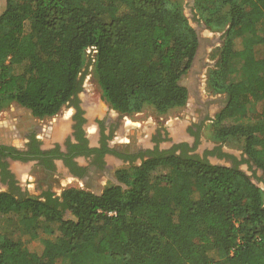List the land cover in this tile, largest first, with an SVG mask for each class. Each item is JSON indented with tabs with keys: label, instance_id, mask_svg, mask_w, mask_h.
<instances>
[{
	"label": "trees",
	"instance_id": "16d2710c",
	"mask_svg": "<svg viewBox=\"0 0 264 264\" xmlns=\"http://www.w3.org/2000/svg\"><path fill=\"white\" fill-rule=\"evenodd\" d=\"M194 6L208 28H226L208 82L227 98L209 129L217 143L240 142L242 159L221 145L194 152L203 124L189 129L193 147L161 149L168 132L158 129L155 148L138 153L110 148L115 128L105 134L103 122L100 146H89L84 135L78 94L90 47L103 97L121 115L187 104L181 80L200 39L179 0H7L0 13V111L16 102L45 119L71 102L78 123L67 151L42 149L35 136L27 151L0 149L9 148L15 160L38 159L46 172L61 158L79 178L86 174L75 160L80 155L93 156L101 168L107 153L128 163L115 172L121 184L111 182L102 193L70 186L60 197L51 188L31 195L9 169V190L0 192V264H264V192L240 168L247 163L254 176L264 173V57L242 40L248 30L264 42V0H195ZM232 58L243 60V75L230 66ZM208 155L233 163L215 164ZM174 179L181 184L172 203L148 198L153 183ZM27 220L34 223L29 235L21 230ZM35 240L40 248L30 249Z\"/></svg>",
	"mask_w": 264,
	"mask_h": 264
},
{
	"label": "rangeland",
	"instance_id": "374dc122",
	"mask_svg": "<svg viewBox=\"0 0 264 264\" xmlns=\"http://www.w3.org/2000/svg\"><path fill=\"white\" fill-rule=\"evenodd\" d=\"M108 0H106L107 2ZM183 7L186 16L188 17L191 25L195 28L199 39L200 45L199 50L193 63L191 70L183 76L181 82L183 84L192 82L194 92L200 96L203 100H207L210 104L219 103L218 109L212 110L210 106L198 107L194 109L195 114L199 117H203V128L201 135L203 136L202 141L200 140L197 151L202 155L201 152L202 142L206 143H217L210 137V125L215 115L221 110V106L224 105L227 95L225 93H215L209 86V72L215 67L220 55V49L222 48L225 41L226 28L213 29L208 28L207 25L199 18L195 10V0H179ZM7 6V0H0V13ZM104 8L103 6L100 7ZM261 29L264 30V22L261 24ZM243 43L249 47H252L257 58L264 57V42H260L259 38L255 37L250 31L246 30L244 37L242 38ZM243 60L239 58H232L230 66L234 68L239 74H244ZM195 76V77H194ZM82 77V90L78 94L80 103L85 111L88 113V123L86 124L87 131L93 130L96 125L97 119L107 120V124L115 122L116 127L114 131V141L117 145H127L135 150L138 147H146L150 145L152 135L156 133L158 129H163L168 132V140L162 142V147L171 146V120L176 122V126L180 129L183 128L184 122L189 121V118L193 115V102L192 95L189 96L188 102L185 106L173 108L167 112H160L152 105L145 106L142 111L134 113L132 115H121L119 112L114 110L107 100L103 97L101 87L97 81L94 73V59L92 58V52H87L85 64L81 73ZM195 78V82L193 80ZM188 81V82H187ZM205 108V109H204ZM71 110L69 104H66L61 111L53 117L45 119L36 118L32 111L20 104L13 102L9 106L5 107L0 111V142L9 143L4 137L3 132L5 129L1 123L9 121V118H13L16 121L14 128L15 139L9 144L19 148H22L27 140L29 133L33 132L37 137L44 142V146H50L58 140H63L70 133V121L65 125L67 117L66 113ZM71 112V113H72ZM128 121H131L128 123ZM206 122V123H205ZM2 127V128H1ZM98 132V127L96 128ZM174 131V130H173ZM90 137L93 138L94 133L88 132ZM200 135V136H201ZM98 136V134H97ZM96 138V137H95ZM1 139H3L1 141ZM221 143V142H219ZM222 149H228L232 151L231 154L240 155L243 154L241 143L236 140H230L221 143ZM233 163V161H232ZM124 164L111 162L109 167L111 172L117 168L122 167ZM12 168L14 169L20 185L24 190H28L31 195L42 196L43 192L51 188L52 191L59 195L62 191L69 186H80L81 183L70 181L71 177L64 175L61 171L58 173H47L38 165L31 162L20 163L13 162ZM240 168L249 174L255 183L260 186L264 192V173L262 170L257 171V176L253 175V171L249 168L247 163H242ZM104 172H98L96 177L93 179L94 187L93 191L96 193L101 192L103 187L109 185L112 179L108 178ZM99 182V185H98ZM193 182V181H192ZM181 181L174 179L171 183L155 182L150 186L148 192V198L151 200H162L168 203H172L180 187ZM98 186V187H97ZM81 187V186H80ZM70 217V213L66 214ZM2 222L5 226L8 225L9 219L2 218ZM32 220H27L22 223V233L29 235L33 226ZM8 230V229H7ZM41 231V229H39ZM9 232V231H8ZM40 237L43 239L48 237V234L41 232ZM41 246L40 241L35 240L29 244L30 249H39Z\"/></svg>",
	"mask_w": 264,
	"mask_h": 264
},
{
	"label": "flooded vegetation",
	"instance_id": "af4514ba",
	"mask_svg": "<svg viewBox=\"0 0 264 264\" xmlns=\"http://www.w3.org/2000/svg\"><path fill=\"white\" fill-rule=\"evenodd\" d=\"M68 104L70 105L71 109L74 110V112H72L71 110H69L66 113V115H65V117H67V120L65 121L66 122L65 125L68 124V122L70 121V133L63 140H58L55 143H53L52 145H50V146L47 147V146H44V142L41 141L37 137V135L35 133L31 132V133L28 134L27 140H26L24 146L22 148H19V147H17V148L19 150H21V151H27L28 148H29L28 144L31 141V137L32 136H35L37 139H39L41 141L40 142V146H41L42 149H52V148H55L57 145H60L61 151H67L68 150V147H69L68 140L70 138L72 140H75V137H74L75 136L74 135L75 128H74V126L78 123V119H77L78 108H77V106L74 103H71V102H69ZM80 107L83 110L82 116L86 120L83 123V126H82L83 131H84V135H85V137L89 141V146H91V147H98L101 144V138H102V125H101L102 122L106 126L105 134H109L110 131H111V129H114L116 127V123L115 122H110L109 124H107V120H104V119H100L99 120V119H97L95 121V123H96V125L98 127V132L99 133H96L97 132V129H96L97 127L95 125H93L94 126L93 130L91 129V130L87 131L86 124L88 123V113L82 107L81 103H80ZM190 126L191 127H194L193 129L195 131L197 129H199L195 125H190ZM190 126L186 129L185 133L183 132L182 134H180L179 137L176 136V135H173V133H171V146L170 147H162L160 145V148L161 149L162 148L163 149L172 148L174 145L181 144V143H188L189 146H191V147L195 146L196 135H192L191 132H189ZM201 131H202V129H201ZM88 132L94 133L93 134L94 135L93 136L94 139H92L90 137V135H89ZM97 134H98V136H97ZM113 138H114V135H113V137L111 139H108V146L110 148H114V149H116L118 151H124V152L125 151H128V152H132V153L133 152L134 153H138L141 150L142 151H145L146 149H153L156 146V142L153 141V135H152V138L150 140L151 143H150L149 146H146V147L145 146L144 147H138L135 150H132V148L130 146H127V145H122V146L117 145ZM0 146H7V147H9V146H13V145H9V143L0 142ZM218 146L219 145L214 144L211 148H206L203 151L202 155L207 150H215V149H217ZM197 149H198V146H197ZM197 149L194 152L199 153L197 151ZM212 156L213 157H215V156L218 157L217 155H208V158L210 159ZM219 158H223V157H219ZM93 159H94L93 156L92 157L91 156L90 157H87V156H84V155H80V156L75 157V160L80 165H83V166L86 167V174H85V176L83 178H79V177L73 175L70 172L69 167L65 164L64 160L61 159V158L60 159L58 158V159H54L53 160L55 162L56 169L55 170H48L47 173H49V172H51V173H58V171H61L64 175L71 177V180L70 181H75V182L81 183V185H80L81 188H86L87 186H89V188L93 191L94 190L93 188L96 187V185H94V183H93V179L96 177V174L98 172H104V174L106 173L107 176H108V178H110V179H112V177L113 178H116V176H115L116 170L119 169V168L124 167L128 163V162L124 161L121 157H119V156H117L115 154H112V153H107L105 155V157H104V167L103 168H101V165H100L99 162H95ZM15 161L20 162V163L31 162V163H34L35 165H38L37 164L38 163V159H36V160H29V161L15 160V159H12V158L9 157V148H5L3 150L0 149V192H2V191H8L9 190V169L15 175V178L18 181V184L20 185L19 179H18V177H17L14 169L12 168V163L15 162ZM111 162L121 163V164H124V166L117 167V168H115L111 172V168L109 167V165H110ZM137 162L140 163V159H138ZM38 166L41 167V165H38ZM41 169H43V167H41ZM103 177H106V176L104 175ZM4 178H5V180H3ZM112 181H113V179H112ZM98 185H99V182H98ZM20 186L22 187V185H20ZM80 186H77V187H80ZM105 187H103V189ZM66 188H68V187H66ZM103 189L99 193H102ZM61 194L62 193H60L59 195H56V194L55 195L60 197Z\"/></svg>",
	"mask_w": 264,
	"mask_h": 264
},
{
	"label": "crops",
	"instance_id": "0c3cea01",
	"mask_svg": "<svg viewBox=\"0 0 264 264\" xmlns=\"http://www.w3.org/2000/svg\"><path fill=\"white\" fill-rule=\"evenodd\" d=\"M195 77V76H194ZM193 77V80L195 82V78ZM188 82V81H187ZM185 86H187V88L189 89V96L192 95V102H193V111L191 112L193 115H191L192 117L189 118V121L187 122H184L185 124L183 125V128L180 129L179 127H177L175 124L176 122H174V120H171V133H173V135H176V136H180V134H182L183 132L185 133L186 129L190 126V125H200L203 123V117H199L198 114L196 115L195 112H194V109H198V107H207L208 105H211V109L213 110L214 108L215 109H218V106H220L219 103H208L207 100H203L200 96H198L196 94V92H194V89H193V84L192 82H190V79H189V82L188 84L185 83L184 84ZM227 98V97H225ZM214 107V108H213ZM223 107V105L221 106V108ZM205 109V108H204ZM206 123V122H205ZM3 125H1L3 127V129H5V133L3 132L4 134V137L7 139V141L9 142V144L13 141V139H15V131H14V128H15V125H16V121L13 119V118H9V121H5L3 123H1ZM1 127V128H2ZM191 127V126H190ZM204 127V126H203ZM174 130V131H173ZM203 139V136L201 135V138L200 140L202 141ZM3 139H1L2 141ZM4 141V140H3ZM206 143L202 142V145L200 146L202 148L201 152H203L206 148H211L214 143H208V145H205ZM217 145H221V143H215ZM225 147V146H224ZM223 147V151L226 152V153H229L231 154L232 151L228 150V149H225ZM200 152V151H199ZM234 156H236L238 159H242V156L243 154H241L240 152V155H236V154H233ZM212 162H215V163H220L221 165H228V166H231L232 165V160L231 159H227L225 157L223 158H219V157H211L210 158Z\"/></svg>",
	"mask_w": 264,
	"mask_h": 264
},
{
	"label": "built area",
	"instance_id": "2783aa9c",
	"mask_svg": "<svg viewBox=\"0 0 264 264\" xmlns=\"http://www.w3.org/2000/svg\"><path fill=\"white\" fill-rule=\"evenodd\" d=\"M87 52H90V53L92 52V58L95 59L94 58V53L96 52V49L94 47L88 48Z\"/></svg>",
	"mask_w": 264,
	"mask_h": 264
},
{
	"label": "water",
	"instance_id": "95a60500",
	"mask_svg": "<svg viewBox=\"0 0 264 264\" xmlns=\"http://www.w3.org/2000/svg\"><path fill=\"white\" fill-rule=\"evenodd\" d=\"M213 163H215V162H213ZM215 164H218V163H215ZM219 164H220V163H219ZM222 165H223V164H222ZM112 179H113V182H114V183H116V184H121L116 178H113V177H112Z\"/></svg>",
	"mask_w": 264,
	"mask_h": 264
},
{
	"label": "bare ground",
	"instance_id": "6f19581e",
	"mask_svg": "<svg viewBox=\"0 0 264 264\" xmlns=\"http://www.w3.org/2000/svg\"><path fill=\"white\" fill-rule=\"evenodd\" d=\"M131 122V121H128V123Z\"/></svg>",
	"mask_w": 264,
	"mask_h": 264
}]
</instances>
